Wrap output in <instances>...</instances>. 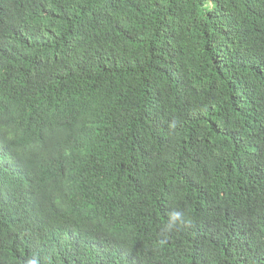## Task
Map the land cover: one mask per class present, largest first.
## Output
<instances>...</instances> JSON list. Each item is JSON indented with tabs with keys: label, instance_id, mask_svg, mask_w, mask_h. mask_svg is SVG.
I'll return each instance as SVG.
<instances>
[{
	"label": "trees",
	"instance_id": "1",
	"mask_svg": "<svg viewBox=\"0 0 264 264\" xmlns=\"http://www.w3.org/2000/svg\"><path fill=\"white\" fill-rule=\"evenodd\" d=\"M33 260L264 264V0H0V264Z\"/></svg>",
	"mask_w": 264,
	"mask_h": 264
},
{
	"label": "clouds",
	"instance_id": "2",
	"mask_svg": "<svg viewBox=\"0 0 264 264\" xmlns=\"http://www.w3.org/2000/svg\"><path fill=\"white\" fill-rule=\"evenodd\" d=\"M172 220H173V222L180 221V220H181V214H179V213H175V214H173V216H172ZM31 264H36L35 260H33V261L31 262Z\"/></svg>",
	"mask_w": 264,
	"mask_h": 264
}]
</instances>
